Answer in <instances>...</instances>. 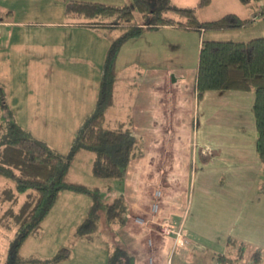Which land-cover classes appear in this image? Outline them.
<instances>
[{"label":"rangeland","instance_id":"1","mask_svg":"<svg viewBox=\"0 0 264 264\" xmlns=\"http://www.w3.org/2000/svg\"><path fill=\"white\" fill-rule=\"evenodd\" d=\"M68 1L0 0V87L6 104L4 108L0 106V136L3 129L14 122L65 159L78 129L95 109L106 50L126 28L109 26L114 20L111 17L68 18L64 14ZM87 1L115 6L127 4L134 10L131 0ZM197 1L170 0V3L175 7L196 9L201 20L217 19L227 13L249 17L255 9L239 0H210L204 7H197ZM166 15L181 20L174 12ZM255 27H263V31H255L259 29ZM196 32L202 39L247 41L254 36H264V18L239 29ZM146 35L131 38L120 48L116 63V103L106 111L108 126L126 120L141 76L145 67L150 66V57L142 53ZM199 47L191 50L190 55L157 60L152 68L194 67ZM93 159L92 152L78 151L68 161V178L98 186L104 201L110 202L120 192V182L94 177L91 173ZM4 189L7 192L3 194ZM25 195L16 192L13 180L0 176V264H11V244L17 230L4 213L8 208L17 211ZM2 196L10 198L4 200ZM11 197H16V201ZM90 203V197L85 194L62 191L38 232L22 243L20 264H106L118 240L104 214L101 213L100 228L94 240L88 241L75 233ZM165 227L161 225L160 232L168 235ZM62 248L68 249L67 256L52 261ZM199 256L205 257L204 254ZM200 257L189 264H202Z\"/></svg>","mask_w":264,"mask_h":264},{"label":"crops","instance_id":"2","mask_svg":"<svg viewBox=\"0 0 264 264\" xmlns=\"http://www.w3.org/2000/svg\"><path fill=\"white\" fill-rule=\"evenodd\" d=\"M196 31L166 25L140 35L147 34L142 53L150 66L129 114L142 154L129 162L122 180L128 214L115 231L134 264H189L199 254L202 264H213L230 236L264 253L254 95L207 91L196 102L197 65L152 68L157 60L190 55L201 43ZM166 222L182 228L186 245L160 232Z\"/></svg>","mask_w":264,"mask_h":264},{"label":"trees","instance_id":"3","mask_svg":"<svg viewBox=\"0 0 264 264\" xmlns=\"http://www.w3.org/2000/svg\"><path fill=\"white\" fill-rule=\"evenodd\" d=\"M243 5L256 0H239ZM134 10L127 4L115 6L87 0H69L64 6L68 18L97 19L111 17L109 26L126 28L108 46L103 62V73L98 85L94 111L78 129L66 159L45 142L35 139L14 122H10L0 136V176L14 181L18 193L25 199L17 211L8 208L5 215L13 221L17 230L11 244V264H20L19 249L24 240L38 232L40 224L52 209L60 192L71 191L90 197L86 217L75 233L88 241L98 234L101 213L108 227L115 231L127 221L128 205L122 192L110 202L103 199L98 186H88L68 178V161L78 151L86 149L94 154L91 173L96 178L117 180L122 184L129 162L141 156L138 135L133 132L131 114L126 120L106 124V111L115 106L116 62L122 45L143 32L162 26L206 30H229L250 26L256 9L248 18L227 13L217 19L201 20L194 8L172 6L170 0H131ZM210 0H198L197 7H204ZM248 7V6H247ZM253 7V6H250ZM255 8V7H254ZM174 12L181 20L166 15ZM104 26V24H103ZM196 102L207 91H243L254 95L253 114L256 129L255 151L259 161L258 195L264 193V36L247 41L202 39L198 53L195 77ZM0 106H6L4 91L0 87ZM2 124L0 123V132ZM7 192L3 190V194ZM3 197V196H2ZM10 198V196H5ZM4 197L3 199L6 200ZM13 202L16 197H11ZM10 200V201H11ZM118 240V239H117ZM62 248L51 259L58 261L67 255ZM213 264H260L264 259L262 249L249 245L235 237H228L223 252L214 254ZM30 264V263H29ZM106 264H134L132 252L118 240L107 258Z\"/></svg>","mask_w":264,"mask_h":264},{"label":"built area","instance_id":"4","mask_svg":"<svg viewBox=\"0 0 264 264\" xmlns=\"http://www.w3.org/2000/svg\"><path fill=\"white\" fill-rule=\"evenodd\" d=\"M246 6L250 7L253 6L256 9V14L254 15V21L258 19H263L264 18V0H256V1H251L248 3ZM165 231L168 235H173L175 237V240L179 242L180 244H187L188 239L186 235L184 234V231L182 230L181 227H174L170 225L169 223H164Z\"/></svg>","mask_w":264,"mask_h":264}]
</instances>
